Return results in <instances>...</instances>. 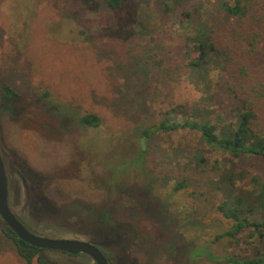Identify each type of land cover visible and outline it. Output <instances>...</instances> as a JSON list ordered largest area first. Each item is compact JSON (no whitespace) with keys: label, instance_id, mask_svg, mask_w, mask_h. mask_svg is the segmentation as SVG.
<instances>
[{"label":"rangeland","instance_id":"1","mask_svg":"<svg viewBox=\"0 0 264 264\" xmlns=\"http://www.w3.org/2000/svg\"><path fill=\"white\" fill-rule=\"evenodd\" d=\"M108 2L0 0V96L6 88L17 96L16 114L0 112V146L49 179V199L71 213L65 230L36 228L53 237L79 236L74 226L86 219L81 200L96 207L90 218L130 227L134 243L120 254L126 262L230 264L222 257L253 254V246L218 239L232 226L219 211L224 194L212 183L220 174L215 167L225 169L222 157L197 132L145 131L172 108L191 107L202 97L187 77L185 12L211 20L214 40L228 56L226 70L213 78L217 106L236 101L227 93L230 85L238 95L243 83L264 85V24H254L264 17V0H252L241 20L226 17L216 0H124L118 10ZM245 24L262 35L256 51H250L249 34L235 54L229 30ZM88 114L100 117L99 127L80 125ZM261 123L264 129V114ZM197 155L206 159L202 166ZM234 163L246 184L255 176L264 182V161L244 156ZM26 205L24 198L20 211L27 217ZM94 229L100 237L102 229ZM202 249L220 260L195 256ZM45 253L57 264H94L85 256ZM0 264H27L1 223ZM32 264L42 263L36 256Z\"/></svg>","mask_w":264,"mask_h":264},{"label":"trees","instance_id":"2","mask_svg":"<svg viewBox=\"0 0 264 264\" xmlns=\"http://www.w3.org/2000/svg\"><path fill=\"white\" fill-rule=\"evenodd\" d=\"M123 2L124 0H109L108 5L112 10H118L123 6ZM251 2L252 0H216L218 8L222 9L226 17L240 20L248 18L252 9ZM193 15L189 12L181 14L182 27L189 34L187 77L202 97L191 107L178 105L172 108L158 126L145 133L151 136L174 131L197 132L204 143L222 157L219 164H223L221 166H225V169L221 173L220 168L215 167V173L220 174L212 183L224 194L219 211L226 219L232 221V226L218 239L227 237L230 238L232 246L246 245L247 248L250 246L254 248L253 254H234L224 256L222 260L230 264H264V182L255 176L246 184L244 182L246 175L237 171L234 163V160L244 156L264 161V129L261 123V116L264 114V85L251 83L238 85L243 91L242 95L235 92L238 88L230 85L227 93L236 94V101L232 102V105L228 104L230 105L228 107H224L227 103L220 101L217 106L215 88H218L219 84H215L213 78L226 70L229 64L228 56L214 40L215 28L211 20L197 21ZM260 23L264 24V17L254 21L255 26ZM248 27L250 25L245 24L241 28L233 26L229 30V35L234 41L231 47L236 48L235 54H238L237 51L240 49V41L246 39L249 34L250 51H256V38L262 34L249 32ZM250 51L248 52L251 53ZM242 54L244 55L245 51ZM240 62L241 60H238V63ZM246 64L247 60L241 66L243 74L247 73ZM11 94L15 93L9 88H6L3 94L8 103L6 106L10 109L13 100ZM79 123L83 127H99L101 119L97 115L88 114L83 116ZM205 161L202 155L195 158L198 166H202ZM228 163L232 165L231 168L227 167ZM184 186V182H181L175 190L178 191ZM241 235H245L246 241L242 240ZM9 237L17 245L27 264H32L39 250L12 234ZM199 251L195 256H206L213 261L220 260L209 250ZM40 261L45 264L44 261Z\"/></svg>","mask_w":264,"mask_h":264},{"label":"flooded vegetation","instance_id":"3","mask_svg":"<svg viewBox=\"0 0 264 264\" xmlns=\"http://www.w3.org/2000/svg\"><path fill=\"white\" fill-rule=\"evenodd\" d=\"M4 94V93H3ZM3 94L0 96V106L3 104H8L6 99H4ZM8 95H5V97ZM13 96V102H15V97L16 94L12 95ZM11 96L9 95L10 99ZM9 100V99H7ZM10 102V100H9ZM12 108H15V104L11 102ZM5 112V111H3ZM13 113V110L11 111ZM0 153L3 158L4 164L8 171L10 172L9 176V200L8 204L13 213L16 215V217L19 219V221L32 233L40 236H47V237H52L56 239L60 238H71L69 236H62V237H53L50 236L52 234L44 233L38 230L36 225L43 224V226L47 228H52L54 230H61L64 228H67L69 225L67 224V218L71 215V213L67 212L66 209L62 208L59 205L54 204L51 198L52 195H50V186L52 185V182L49 179H46L43 175H40L33 171L25 162L23 159H20L19 156L15 152H11L8 154L2 146H0ZM48 196V197H47ZM46 197L48 198L46 200ZM24 198H26L27 205L26 208L28 210V215L27 217L23 214V211H20L21 209L23 210V201ZM52 199V198H51ZM79 204L84 206L83 210V215L86 218L83 225H79V228L74 226V229L79 231L81 233L79 236H75L72 239H78L82 241H87V242H101L104 244L102 246L101 250L104 252L106 255L108 261L110 264H116L119 262V259L115 253V249L112 251L109 249L108 245L110 246V242L105 243L103 240V235L108 232L109 236H112L114 233H117L118 231H115L113 227L105 228L102 229L103 233L100 237L97 238L94 234V228L98 227L97 222L94 223V221L90 218V214L92 212L97 213L96 207H93L83 201H79ZM95 208V209H94ZM88 221L90 223H88ZM110 222H113L112 220L109 219L108 224ZM0 223L3 228V232L9 237L10 234L15 236L17 239H20L16 234H14L6 225V223L2 220L0 216ZM112 224V223H111ZM103 224L102 226H104ZM94 227L91 231V233H88V227ZM55 228V229H54ZM70 228V227H69ZM90 228V229H91ZM100 228V227H99ZM101 229V228H100ZM65 230V229H64ZM10 238V237H9ZM21 240V239H20ZM24 242V241H23ZM27 244V243H26ZM29 245V244H28ZM17 246V245H16ZM31 246V245H30ZM113 247V245L111 244ZM33 247V246H32ZM18 248V247H17ZM36 248V247H34ZM39 250L38 257L40 260H42V256L45 257V259L50 263V264H57L56 261L51 260L50 257H48L47 253L45 251H52V250ZM59 252V251H57ZM113 252V253H112ZM63 253V252H61ZM50 256L54 257L57 255L50 254ZM71 257H78L81 258L80 256H85L88 257L84 254H77V255H71ZM91 261L92 259L88 257ZM44 261V260H42ZM45 264H48L46 261H44ZM93 262V261H92ZM94 263V262H93ZM43 264V263H42ZM95 264V263H94Z\"/></svg>","mask_w":264,"mask_h":264},{"label":"water","instance_id":"4","mask_svg":"<svg viewBox=\"0 0 264 264\" xmlns=\"http://www.w3.org/2000/svg\"><path fill=\"white\" fill-rule=\"evenodd\" d=\"M5 92V91H4ZM14 100H11L12 103ZM13 110V114H16L15 108L11 109L6 106V104H3L0 106V112L3 113H9L11 114V111ZM9 176L10 172L6 168L3 158L0 153V216L2 220L6 223L8 228L16 234L22 241L25 243L39 248L41 250H52V251H59L71 255H77V254H84L92 259V261L95 264H110L106 255L101 250L102 246H104L101 242H87L82 241L78 239H72L75 236H69L71 238H52L47 236H40L36 235L32 232H30L16 217V215L13 213L11 208L9 207L8 200H9ZM48 198H46L47 200ZM92 219V218H91ZM94 223L97 222V226L101 229L113 227L115 231H118L117 233H114L112 236L108 235V232L105 233L102 237L105 243L110 242V246L107 243V246L110 250L115 249V253L119 259V262L116 264H137V259H132L129 262H126V260L121 257V252L126 247L133 245L134 243V237L131 235L132 232L129 229L130 227L126 225L121 224H108L103 225L99 220L92 219ZM131 233V234H130ZM129 234V236H128ZM113 245V247L111 246ZM128 250V249H126ZM42 260L46 261L48 264H50L44 256H42Z\"/></svg>","mask_w":264,"mask_h":264}]
</instances>
